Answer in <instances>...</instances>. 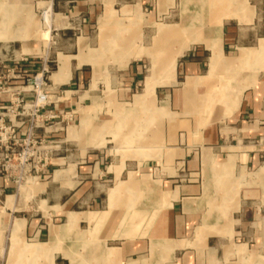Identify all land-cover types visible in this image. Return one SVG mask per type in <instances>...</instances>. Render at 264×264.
Returning a JSON list of instances; mask_svg holds the SVG:
<instances>
[{
	"label": "crops",
	"instance_id": "obj_1",
	"mask_svg": "<svg viewBox=\"0 0 264 264\" xmlns=\"http://www.w3.org/2000/svg\"><path fill=\"white\" fill-rule=\"evenodd\" d=\"M198 2L186 22L185 0H0V73L49 68L51 149L0 181V264H264V0Z\"/></svg>",
	"mask_w": 264,
	"mask_h": 264
},
{
	"label": "built area",
	"instance_id": "obj_2",
	"mask_svg": "<svg viewBox=\"0 0 264 264\" xmlns=\"http://www.w3.org/2000/svg\"><path fill=\"white\" fill-rule=\"evenodd\" d=\"M48 72V66L43 65L34 74L26 75V68L15 65L0 73V181L11 183L16 190L28 179L38 176L50 161L51 149L32 131L36 118L48 102ZM14 78L21 79L23 86L34 94L33 102L27 108L23 107V114L33 119L21 134L20 106L23 105V96L18 85L12 83ZM3 192L4 188L0 187V204Z\"/></svg>",
	"mask_w": 264,
	"mask_h": 264
},
{
	"label": "rangeland",
	"instance_id": "obj_3",
	"mask_svg": "<svg viewBox=\"0 0 264 264\" xmlns=\"http://www.w3.org/2000/svg\"><path fill=\"white\" fill-rule=\"evenodd\" d=\"M177 2H178V0H175V11H176V13H178V11H177V7H176V4H177ZM185 2H186V5H185V7L187 8V10H186V12L184 13V14H182L181 12H179L180 13V17H182V19L183 20H185L186 22L188 21V20H190L189 18H191V17H195V18H198V15H199V12H193V10L190 8V7H192L193 5H198V0H185ZM201 14V13H200ZM141 19H143L142 17H140ZM137 19H139V16L137 17ZM192 19V18H191ZM193 20V19H192ZM157 22H159V21H157V20H153V21H150L149 23H152V25H150L149 27H146V28H144V25H143V23H142V21H140V22H138L137 23V26H138V29H139V31L141 32L142 31V38H144V36L145 35H147V34H152L153 36H152V38H154L153 39V42H149V43H147L146 45H144L145 47H147V49L148 50H152L154 53H155V50H156V47L158 46V45H162V44H160V43H157L156 41H155V39H156V35H158V33L160 34L162 31L160 30V31H158L159 30V25H156V23ZM176 27V26H175ZM175 29H182V28H174V30ZM205 30H206V28H203V27H195V28H193V26H189V27H185L184 28V32H181L180 34L182 35V36H185V37H189L188 35H190L191 36V34L192 33H194L195 31H198V32H200V34L202 35L203 34V32H205ZM138 31V32H139ZM180 32V31H179ZM47 35V33H46V31H44V33H43V36L45 37ZM174 45V49H175V47H177L178 46V43H173V44H171V43H169V45H168V49L169 50H167L168 51V53L171 51V50H173V46ZM172 47V48H171ZM166 51V50H165ZM159 56V55H158ZM157 56V57H158ZM158 62H160V57H158ZM143 61H145L144 59H143ZM169 76H171V75H169ZM172 77V76H171ZM216 78H217V83H218V87H219V89L221 90V88H220V86L223 88L221 91H223V92H225L226 90H225V88H230L231 86H232V81H231V77H230V75H227V76H223V75H217L216 76ZM226 87H225V86ZM225 87V88H224ZM158 106H159V103H158ZM149 109L151 110V108L149 107ZM147 113H148V110H147ZM155 125V124H154ZM31 251V250H30ZM33 257L35 256L34 255V251H32V254H31ZM43 257L45 258V260H46V262L47 263H49V259H48V257H47V254H44L43 255ZM33 260H32V257L31 256H29V255H24V256H22L21 258H20V264H23V263H27V262H32Z\"/></svg>",
	"mask_w": 264,
	"mask_h": 264
},
{
	"label": "bare ground",
	"instance_id": "obj_4",
	"mask_svg": "<svg viewBox=\"0 0 264 264\" xmlns=\"http://www.w3.org/2000/svg\"><path fill=\"white\" fill-rule=\"evenodd\" d=\"M100 24H101V23H100ZM103 24H104V23H103ZM103 24H102V25H103ZM171 62H172V61H171ZM150 83H152V82H151V79L148 78V79H147V83H146V84H147V89L150 88ZM36 252H39L41 255L47 254L48 259L50 258V252H51V251H50V252L45 251L43 247H42L41 249H40L39 247H36Z\"/></svg>",
	"mask_w": 264,
	"mask_h": 264
},
{
	"label": "trees",
	"instance_id": "obj_5",
	"mask_svg": "<svg viewBox=\"0 0 264 264\" xmlns=\"http://www.w3.org/2000/svg\"><path fill=\"white\" fill-rule=\"evenodd\" d=\"M26 75H31L32 74V72H27V73H25Z\"/></svg>",
	"mask_w": 264,
	"mask_h": 264
}]
</instances>
